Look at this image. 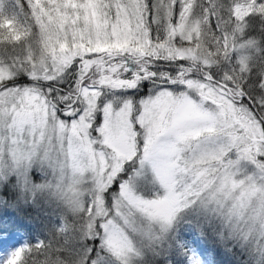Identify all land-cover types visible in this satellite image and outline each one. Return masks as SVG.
<instances>
[{"label": "snow or ice", "instance_id": "1", "mask_svg": "<svg viewBox=\"0 0 264 264\" xmlns=\"http://www.w3.org/2000/svg\"><path fill=\"white\" fill-rule=\"evenodd\" d=\"M0 264H264V0H0Z\"/></svg>", "mask_w": 264, "mask_h": 264}, {"label": "trees", "instance_id": "2", "mask_svg": "<svg viewBox=\"0 0 264 264\" xmlns=\"http://www.w3.org/2000/svg\"><path fill=\"white\" fill-rule=\"evenodd\" d=\"M7 210H8V209H5V210H4L5 213H6L5 219H6V220L11 219V220L14 221V220L17 218L16 215H15L14 213H12L11 215L8 214V213H7V212H8ZM20 235L24 236L23 234H20ZM202 243H203V242H202ZM205 246H206L210 251H213V250L215 249V244L212 243V242H208L207 244H205ZM241 258L244 259V260H248V259H249L247 253H245Z\"/></svg>", "mask_w": 264, "mask_h": 264}, {"label": "rangeland", "instance_id": "3", "mask_svg": "<svg viewBox=\"0 0 264 264\" xmlns=\"http://www.w3.org/2000/svg\"><path fill=\"white\" fill-rule=\"evenodd\" d=\"M8 212V214H12V212L10 211V210H7ZM23 242H24V239L21 237V236H19V243L17 244L18 246H19V244H23Z\"/></svg>", "mask_w": 264, "mask_h": 264}]
</instances>
